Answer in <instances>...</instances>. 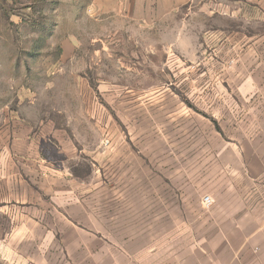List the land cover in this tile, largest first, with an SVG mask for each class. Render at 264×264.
<instances>
[{
	"label": "rangeland",
	"instance_id": "obj_1",
	"mask_svg": "<svg viewBox=\"0 0 264 264\" xmlns=\"http://www.w3.org/2000/svg\"><path fill=\"white\" fill-rule=\"evenodd\" d=\"M245 1L0 0V110L3 102L16 107L20 92L28 97L21 88L30 84L37 116L65 131L42 146L54 176L68 168L89 181L99 171L104 185L116 179L117 193L127 196L118 204L117 229L147 234L164 219L165 240L179 229H203L202 199L215 187L206 168L236 156L215 153L233 123L221 117L227 108L212 102L221 92L204 71L232 59L236 38L224 35L264 33L263 13L256 21L238 16ZM32 33L37 51L47 54L34 59L27 81L14 79L23 75L7 53L27 49ZM3 173L0 264H43L46 243L60 241L44 176L38 170L36 201L28 205L7 201ZM15 207L29 218L14 216Z\"/></svg>",
	"mask_w": 264,
	"mask_h": 264
},
{
	"label": "crops",
	"instance_id": "obj_2",
	"mask_svg": "<svg viewBox=\"0 0 264 264\" xmlns=\"http://www.w3.org/2000/svg\"><path fill=\"white\" fill-rule=\"evenodd\" d=\"M237 10L243 11L238 14L242 19L259 20L264 0L245 1ZM12 21L23 23L21 19ZM234 38L235 48L228 53L232 59L221 58L220 66L208 65L204 73L209 75L206 81L221 92L212 102L227 108V114L221 115L223 121L233 123L231 133L222 134L229 141L215 153L236 156L231 160L220 157L219 167H212L211 172L206 168V177L212 178L215 187L209 190L214 202L206 208L204 228L179 229L171 240H165L164 219L161 229L147 233L150 239L143 230L117 229L118 204L126 203L127 196L117 193L116 179L114 186L113 179L104 185L99 171L89 181L68 168L54 176L53 163L43 154L42 146H52L54 138L64 139L65 131L55 126L52 118L37 116V98L31 94L30 84L20 87L29 92L28 97L19 93L16 107L2 103L0 172L10 188L7 201L34 203L40 170L44 193L52 211L58 212L52 217L60 219L55 232L60 241L58 238L50 248L46 243L43 264H264V33L226 34L223 41ZM25 43L27 49H12L7 58H13L15 74L23 75L12 77L27 81L37 67L34 59L47 52L37 51L34 33L25 36ZM112 158L110 166L112 162L116 169L117 158ZM13 213L28 217L21 214L20 207L13 208Z\"/></svg>",
	"mask_w": 264,
	"mask_h": 264
},
{
	"label": "built area",
	"instance_id": "obj_3",
	"mask_svg": "<svg viewBox=\"0 0 264 264\" xmlns=\"http://www.w3.org/2000/svg\"><path fill=\"white\" fill-rule=\"evenodd\" d=\"M213 198L210 195H205L202 199V203L205 208H210L213 205Z\"/></svg>",
	"mask_w": 264,
	"mask_h": 264
}]
</instances>
